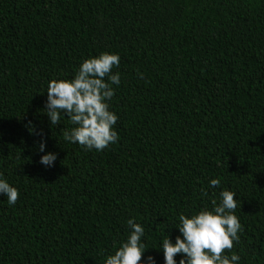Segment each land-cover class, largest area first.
Segmentation results:
<instances>
[{
    "label": "trees",
    "instance_id": "obj_1",
    "mask_svg": "<svg viewBox=\"0 0 264 264\" xmlns=\"http://www.w3.org/2000/svg\"><path fill=\"white\" fill-rule=\"evenodd\" d=\"M100 52L119 54L120 84L118 139L97 152L43 108L50 79ZM0 175L19 191L0 195V264H102L133 217L163 264L178 215L225 188L243 232L224 251L264 264V0H0Z\"/></svg>",
    "mask_w": 264,
    "mask_h": 264
},
{
    "label": "clouds",
    "instance_id": "obj_2",
    "mask_svg": "<svg viewBox=\"0 0 264 264\" xmlns=\"http://www.w3.org/2000/svg\"><path fill=\"white\" fill-rule=\"evenodd\" d=\"M118 53L100 52L98 55L82 59L71 78H53L47 82L46 101L43 113L50 127L60 124L65 115L73 125L63 131V138L76 143L85 150L100 152L118 139L114 127L118 116L110 110L109 101L114 96L112 85L120 84V73L112 69L119 65ZM32 134L36 133L31 121L26 125ZM35 142L39 163L52 167L57 154L46 151V140L41 133ZM220 183L211 179L209 187ZM207 193L202 190V195ZM0 195L7 197V203L14 205L18 199V189L0 175ZM236 193L230 189L219 192L218 202L177 217L178 235L174 240L166 234L159 244L163 254V264H239L240 256L231 251L234 243H239L243 227L235 214ZM127 234L114 252L107 254L102 264H157L152 255H145L149 249L144 241V227L135 218L126 221ZM156 249V248H154ZM179 254V259L175 257ZM143 257V259H142Z\"/></svg>",
    "mask_w": 264,
    "mask_h": 264
}]
</instances>
